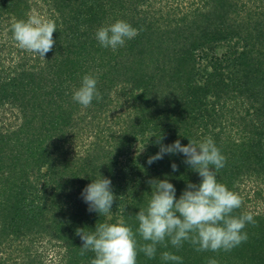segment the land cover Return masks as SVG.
Here are the masks:
<instances>
[{"label": "trees", "instance_id": "trees-1", "mask_svg": "<svg viewBox=\"0 0 264 264\" xmlns=\"http://www.w3.org/2000/svg\"><path fill=\"white\" fill-rule=\"evenodd\" d=\"M199 2L180 10L171 0H0V264H90L77 229L123 221L135 231L150 179H168L177 199L201 182L183 154L149 166L156 141L206 138L226 157L218 182L242 198L233 215L254 216L249 239L218 253L169 243L153 259L138 253L137 264H165L164 251L183 264H264V211L248 207L264 200V0ZM30 11L56 25L44 59L12 39L13 21ZM119 20L138 35L103 48L97 29ZM88 74L103 100L82 108L72 96ZM100 176L124 196L108 216L89 212L81 197ZM45 243L58 249L49 263L38 250Z\"/></svg>", "mask_w": 264, "mask_h": 264}, {"label": "clouds", "instance_id": "clouds-1", "mask_svg": "<svg viewBox=\"0 0 264 264\" xmlns=\"http://www.w3.org/2000/svg\"><path fill=\"white\" fill-rule=\"evenodd\" d=\"M81 30H85L84 26ZM56 31L55 22L44 19L35 11H30L26 20H14L11 25L12 39L17 46L42 59L55 45L53 34ZM138 33L131 24L119 20L97 29L95 39L103 48L115 51ZM97 83L93 75L83 76L80 87L74 90L73 101L82 108L90 107L93 100L102 101ZM189 141L187 146L179 139L164 145L162 139H158L156 143L160 150L148 158L147 164L151 166L165 155L183 154V163L199 175L201 182H188L177 199V190L168 179H150V199L147 207L139 209L135 215L138 222L135 231L123 221L98 223L91 232L77 229L76 234L83 243L80 255L94 253L90 264H137L138 253L153 259L158 246L167 248L169 243L177 250L188 242L197 252L218 253L230 252L247 242L249 236L245 228L256 223L254 216L250 212L234 216L233 213L242 207V198L217 180V173L226 165V157L211 138ZM171 167L173 172L179 170L175 163ZM81 197L88 205V211L100 216L111 214L114 203L124 198L117 197L111 179L102 176L88 184ZM137 236L144 243L141 244ZM160 258L165 264H183L182 257L170 251L162 252ZM208 264H218V261L209 259Z\"/></svg>", "mask_w": 264, "mask_h": 264}, {"label": "rangeland", "instance_id": "rangeland-1", "mask_svg": "<svg viewBox=\"0 0 264 264\" xmlns=\"http://www.w3.org/2000/svg\"><path fill=\"white\" fill-rule=\"evenodd\" d=\"M167 1V0H164V2ZM175 1V2H174ZM246 1V0H245ZM248 1V0H247ZM174 2V3H173ZM171 3L173 4L174 7H179L180 10L182 9H191V8H196L200 2L199 0H171ZM199 5H203V3L201 2ZM219 51V54L223 53V50L222 49H218ZM254 185V183H251V185H242L241 187V191L243 192L244 195H247L248 194V191L249 189ZM248 207H250V209H256L257 211H261L263 212L264 211V200L262 201H258V203H255V202H251V203H248ZM54 251H52V250ZM38 250L40 252L42 251H45L46 253H48V263L51 261V257L52 256H56L57 255V252H58V249L53 247H50L49 244L45 243L44 245H39V248Z\"/></svg>", "mask_w": 264, "mask_h": 264}]
</instances>
